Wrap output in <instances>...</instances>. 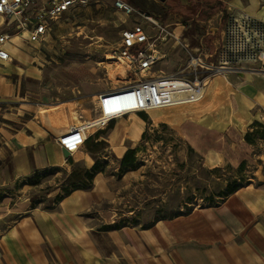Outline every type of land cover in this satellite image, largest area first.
Wrapping results in <instances>:
<instances>
[{
	"label": "crops",
	"instance_id": "0c3cea01",
	"mask_svg": "<svg viewBox=\"0 0 264 264\" xmlns=\"http://www.w3.org/2000/svg\"><path fill=\"white\" fill-rule=\"evenodd\" d=\"M177 1L192 12L191 16L246 12L264 22V0ZM214 1L221 4V8L212 9L209 3ZM163 3L162 9H168V16H184L167 2ZM173 24L175 32L182 34L184 25ZM9 29L15 30L14 23L0 16V33H10ZM214 29L217 36V28L210 33L213 34ZM216 36L210 41H215ZM182 37L185 40L186 37ZM26 38L27 32L12 35L5 46L10 59L0 60V106L6 107L5 112L0 113V185L21 179L34 169L61 167L69 171L70 165L57 138L67 132L70 125L82 123L74 112L66 122L57 116L52 130L28 126L29 119L17 118V115L24 116L26 103L19 105L23 109H17L16 114L12 113L15 107L11 103L18 89L13 80L18 74L13 61L23 56ZM161 43L158 49L164 57L166 47L162 48ZM168 43L174 49L170 58L180 67L182 52L172 40L164 45ZM160 72L173 73L164 69ZM94 97L96 116L85 120V127L99 118V94ZM179 115L178 131L204 165L227 164L238 168L241 164H251V182L216 205L159 219L147 227L112 225L110 211L100 207L105 195L98 181L103 173L94 176L91 189L72 190L53 209L30 208L24 189L12 204L6 202L11 196L0 201V264H264V138L257 133L259 124L264 126V70H241L215 76L208 82L202 101L187 105ZM116 129L121 131L115 125L94 138L107 143L99 152L106 153L110 147L109 131ZM124 135L122 133V137ZM139 137L137 134L133 142L127 141L119 149V156L134 147ZM77 152L81 154L78 160L90 168L94 161L86 143ZM7 158L9 170L5 169Z\"/></svg>",
	"mask_w": 264,
	"mask_h": 264
},
{
	"label": "rangeland",
	"instance_id": "374dc122",
	"mask_svg": "<svg viewBox=\"0 0 264 264\" xmlns=\"http://www.w3.org/2000/svg\"><path fill=\"white\" fill-rule=\"evenodd\" d=\"M123 1L135 11L126 14L113 5V0H89L86 5L67 10L53 20L44 40L33 43L25 39L23 56L13 61L18 72L13 80L18 89L11 103L15 107L12 113L16 114L17 109H23L19 105L26 103L25 114L17 115L18 119H29L28 126L38 125L52 130L57 116L66 122V118L72 117L75 112L82 122L80 124L94 118L95 95L138 76L118 53L122 32L134 24L135 18L142 19L137 12L158 16L163 22L170 24L169 28L174 27L175 22L182 23V35L189 45L198 46L203 40L207 48H210V40L217 34L216 29L211 34V29L217 28L219 31L227 19V16H191L192 12L177 0L164 2L184 16H168V9H162L163 2L159 0ZM209 6L213 9L221 8L222 5L214 1ZM211 8L209 7V11ZM204 19L210 21L205 22ZM141 24L152 32L146 24ZM9 30L11 35L19 33L16 29ZM2 31L8 30L2 28ZM164 42L161 44L162 48L166 47L165 56L155 65V75L163 69L173 72L179 67L170 58L174 49L169 43L164 45ZM202 99L194 104L200 103ZM187 105L130 113L108 122L98 130L95 129L97 125L85 127L86 135L90 136L95 132L90 136L91 141L86 144V148H90L87 150L93 161L97 159L102 163L103 169L99 173L103 175L98 181V187L105 196L100 207L110 211L113 226L147 227L159 219L171 218L203 206H213L222 201V192L233 180L243 176L246 183L251 182V164L241 171L227 164H220L217 168L206 166L201 157L185 143L177 124L179 111ZM0 107L2 115L6 107ZM45 116L53 117L51 126L43 120ZM115 125L121 131H109L110 147L106 149V153L99 152L102 148H97L94 144L100 140L95 141L94 138ZM26 132L30 133V130L27 129ZM122 133L125 134L123 137ZM137 134L140 137L132 147L137 148L136 167L122 170L119 165L122 156H119V149L127 141L133 142ZM79 157L81 154L78 152L68 158L64 156L70 170L54 167L42 174L36 180L37 184L33 183L35 180L27 181L26 176L30 173L8 184H1L0 201L11 196L6 202L12 204L25 189L30 204L31 198L36 202L35 208H55L57 202L54 198L62 194L67 175L73 168L84 167L83 161L78 160ZM69 158L72 164L69 163ZM6 165V170L11 169L9 162ZM1 181L0 172V183Z\"/></svg>",
	"mask_w": 264,
	"mask_h": 264
},
{
	"label": "built area",
	"instance_id": "2783aa9c",
	"mask_svg": "<svg viewBox=\"0 0 264 264\" xmlns=\"http://www.w3.org/2000/svg\"><path fill=\"white\" fill-rule=\"evenodd\" d=\"M88 1L0 0V16L14 23L16 31L27 32L29 42L37 43L45 39L53 20ZM113 5L126 14L135 11L123 0H113ZM137 14L142 19L135 18L134 24L122 32L118 53L138 76L99 94L100 117L96 120L99 127L130 113L197 103L203 98L208 82L219 74L264 69V22L246 12L229 14L216 40L210 41V48L203 40L198 46H190L181 33L169 28L170 24L144 12ZM11 37L8 32L0 33V60L10 59L5 46ZM168 39L182 52L181 66L173 73L155 75L153 69L162 57L158 44ZM85 130L81 124L59 136L60 149L73 156L89 137Z\"/></svg>",
	"mask_w": 264,
	"mask_h": 264
},
{
	"label": "trees",
	"instance_id": "16d2710c",
	"mask_svg": "<svg viewBox=\"0 0 264 264\" xmlns=\"http://www.w3.org/2000/svg\"><path fill=\"white\" fill-rule=\"evenodd\" d=\"M260 125V124H259ZM260 129L257 131L259 134L258 137L264 138V126L260 125ZM251 134V133H250ZM247 139L251 141V136L248 137V134L246 135ZM91 141L90 136L87 138L86 144L88 145ZM97 146V148H103L106 145V142L104 140H100L98 142H95L94 144ZM90 147V145H89ZM88 148V146H87ZM90 150V148H88ZM136 152L137 148H127L124 153L122 154L119 165L122 170H132L136 167ZM9 158L5 159V162H8ZM69 163L72 164L71 158L68 159ZM245 167L244 164H241L237 169L238 171L243 170ZM54 167H46L41 169H34L29 175L26 176L27 181L33 182L34 184H37L39 180V177H41L42 174H45L46 172L52 170ZM217 168V167H214ZM213 168V169H214ZM103 169L101 161L95 159L94 163L90 168L82 167V168H73L71 172L67 175L65 179V183L62 187V194H58L54 200L58 202L63 196L69 194L72 190L75 189H89L92 186L93 178L94 176L101 172ZM28 182V183H29ZM246 183V179L242 176L241 179L238 178L236 180H233L229 184L226 185V189L224 192H222L221 196L223 199L228 196L229 194L233 193L235 190H237L239 187L243 186ZM54 202V201H53ZM31 208L37 207L36 202L31 198ZM42 209H52V207H43ZM177 216V215H176ZM174 217V216H173Z\"/></svg>",
	"mask_w": 264,
	"mask_h": 264
},
{
	"label": "bare ground",
	"instance_id": "6f19581e",
	"mask_svg": "<svg viewBox=\"0 0 264 264\" xmlns=\"http://www.w3.org/2000/svg\"><path fill=\"white\" fill-rule=\"evenodd\" d=\"M114 58V57H113ZM98 99H99V97H98ZM168 107H171V106H168ZM161 108H166V107H160V108H157V110L158 109H161ZM98 110H99V106H98ZM50 111V110H49ZM53 111V110H52ZM54 112V111H53ZM52 112V113H53ZM44 115H46V114H44ZM51 115V114H50ZM53 115V114H52ZM51 115V116H52ZM43 116V115H42ZM99 116H100V110H99ZM45 122H46V124L48 125V126H51L52 125V123H53V117H47V116H45L44 117V119H43ZM98 120V119H97ZM94 126V125H97V127L99 128V126H98V124H97V122L95 121L94 123H92V124H90L89 126ZM88 127V126H87Z\"/></svg>",
	"mask_w": 264,
	"mask_h": 264
},
{
	"label": "water",
	"instance_id": "95a60500",
	"mask_svg": "<svg viewBox=\"0 0 264 264\" xmlns=\"http://www.w3.org/2000/svg\"><path fill=\"white\" fill-rule=\"evenodd\" d=\"M161 2H164L165 0H159ZM62 154L65 156V158L69 157V152L65 149H61Z\"/></svg>",
	"mask_w": 264,
	"mask_h": 264
}]
</instances>
